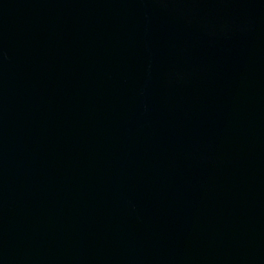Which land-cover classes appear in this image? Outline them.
<instances>
[{"label": "water", "instance_id": "obj_1", "mask_svg": "<svg viewBox=\"0 0 264 264\" xmlns=\"http://www.w3.org/2000/svg\"><path fill=\"white\" fill-rule=\"evenodd\" d=\"M0 264H264V0H0Z\"/></svg>", "mask_w": 264, "mask_h": 264}]
</instances>
